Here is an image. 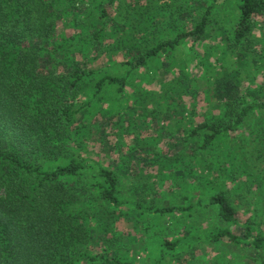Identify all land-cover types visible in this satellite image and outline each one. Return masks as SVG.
Wrapping results in <instances>:
<instances>
[{
    "label": "trees",
    "instance_id": "1",
    "mask_svg": "<svg viewBox=\"0 0 264 264\" xmlns=\"http://www.w3.org/2000/svg\"><path fill=\"white\" fill-rule=\"evenodd\" d=\"M232 2L234 46L241 53H264V42L255 35L264 0ZM220 5L219 0H0V264H134L123 257L113 227L130 205L123 200L124 167L116 162L108 167L88 156L87 141L101 140L92 132L96 118L110 122L124 110L130 119L129 112L150 95L163 98L140 84L141 71L159 58L169 59L192 39L190 51L204 63L195 47L206 38ZM64 31L77 33L66 38ZM103 55L110 63L94 67ZM183 86L195 100L198 90ZM239 91L237 85L205 91L204 102L211 107L201 122L171 136L169 163L182 166L183 177L200 174L197 186L188 188L199 191L189 210L209 209L228 225L210 240L247 250L252 264H264V231L257 216L241 219L230 193L213 175L225 163L237 187H243L241 203L245 199L260 214L263 195L256 180L264 173V128L249 142L242 138L238 152H216L231 144L251 117L264 113V102H251ZM109 95L118 105L106 110L103 101ZM167 95L181 99L182 90ZM156 101L152 113L158 111ZM133 153L131 160L142 150ZM152 189H142L143 196ZM142 203L133 209L143 213ZM166 209L158 212H178ZM176 247L166 244L163 253Z\"/></svg>",
    "mask_w": 264,
    "mask_h": 264
},
{
    "label": "rangeland",
    "instance_id": "2",
    "mask_svg": "<svg viewBox=\"0 0 264 264\" xmlns=\"http://www.w3.org/2000/svg\"><path fill=\"white\" fill-rule=\"evenodd\" d=\"M207 1L212 3L214 0ZM219 1L221 5L213 16L206 38L195 47L204 63H201L190 51L192 39L175 51L169 59L159 58L146 72L141 71L140 78L142 77L144 82L140 84L143 90H153L163 98L156 101L157 97H154V100L150 95L148 101L140 102L141 105L137 104L138 110L134 108L129 112L130 119L126 118L124 110L121 117H114L110 122H103L102 118H96L92 132L94 139L101 138V140L87 141L88 156L101 160L102 164L108 167L115 162L124 167L123 180L126 192L123 200H127L130 205L124 206L121 212H117L120 215L117 221L113 222V227L119 233L118 237H121L118 244L125 253L123 257L134 264L253 263L247 258V255L252 256L247 250L210 240L211 234L225 229L228 225L209 209L189 210L192 204L197 202L192 198L199 195V191L188 190V188L197 186L196 176L200 174L196 173L193 178L183 177L181 174L183 167L171 166L169 163L174 152L171 136L188 123L201 122L210 109L211 106L204 102L206 90L237 85L240 94L246 95L249 101L264 102V53L261 52L256 56L237 50L233 44L237 20L233 0ZM160 3L162 1H157L158 5ZM194 5L199 7V3ZM195 6L192 8L195 9ZM64 28L61 27L60 31L65 30ZM76 33L77 31L74 34ZM62 34H65L66 38L74 35L72 31H64ZM255 35L264 42V17L256 20ZM120 58L122 59V56L118 55L116 59ZM109 63L108 57L103 55L94 67L104 64L106 66ZM210 65L213 66V72L212 70L207 72L205 69V66ZM165 69L168 71L161 73ZM162 83L167 84L165 89ZM185 83L191 84L192 90H198L195 100L191 94H185L183 90ZM129 89L128 91L131 92ZM171 90H182L181 99L173 100L171 95H167V92ZM129 101L133 104L132 100ZM155 101L158 111L152 113ZM103 103L106 110L118 105L115 96L110 95L105 97ZM174 109H176L175 112H173ZM212 111L217 112L215 109ZM260 127L264 128L262 112L251 117L240 132L232 135L231 144L226 147L221 146L223 148L220 152L219 150L216 152L221 153L225 150V156H228V153L238 152L241 139L245 138L249 142L253 132ZM139 149L142 150L141 155L131 160L132 151L134 150L135 153V150ZM162 158H164L163 161H161ZM165 163H168V167H165ZM200 166H202L201 162L198 164V167ZM262 166L264 167V162ZM218 168L221 169L213 174L216 178H220L216 183L219 188H225L230 193L233 204L240 210L241 219L257 216L258 224L264 231V173H258L256 180L263 198L260 199L261 202L257 207L260 214H254L253 209H249L247 203L245 204L244 198V204L241 203L243 200L240 198L242 197L240 192L243 187H237L238 183L234 181L231 171L227 170L226 164ZM220 175L223 177L229 175L231 178L223 180ZM141 188H146L147 192L153 189L144 197ZM247 199L250 203L251 199ZM140 202L144 204L143 213L133 209L134 204ZM170 207L178 208V212L167 215L158 212V210H168L166 208ZM166 244L177 247L163 253Z\"/></svg>",
    "mask_w": 264,
    "mask_h": 264
}]
</instances>
